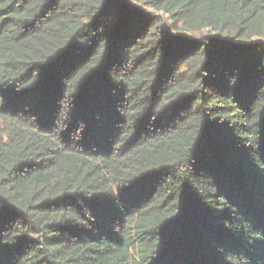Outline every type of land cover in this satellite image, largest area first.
<instances>
[{
    "label": "trees",
    "instance_id": "16d2710c",
    "mask_svg": "<svg viewBox=\"0 0 264 264\" xmlns=\"http://www.w3.org/2000/svg\"><path fill=\"white\" fill-rule=\"evenodd\" d=\"M0 264H264V0H0Z\"/></svg>",
    "mask_w": 264,
    "mask_h": 264
},
{
    "label": "rangeland",
    "instance_id": "374dc122",
    "mask_svg": "<svg viewBox=\"0 0 264 264\" xmlns=\"http://www.w3.org/2000/svg\"><path fill=\"white\" fill-rule=\"evenodd\" d=\"M152 11V10H151ZM161 14V13H160ZM165 17V16H164ZM165 22H166V24L169 26V27H171V25H170V22L166 19V17H165ZM173 33H175L176 34V31H173ZM194 34H198L197 32L196 33H194Z\"/></svg>",
    "mask_w": 264,
    "mask_h": 264
}]
</instances>
